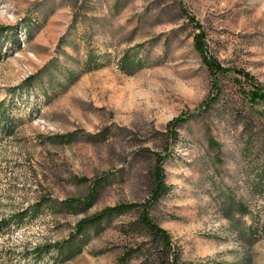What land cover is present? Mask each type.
I'll return each mask as SVG.
<instances>
[{
  "label": "rangeland",
  "instance_id": "obj_1",
  "mask_svg": "<svg viewBox=\"0 0 264 264\" xmlns=\"http://www.w3.org/2000/svg\"><path fill=\"white\" fill-rule=\"evenodd\" d=\"M189 18L230 70L216 82ZM1 27L15 28L20 48L7 38L0 55V214L41 198L51 205L15 223L0 246L58 242L106 207L146 202L154 156L165 153L169 190L149 213L182 264H264V100L249 104L233 71L264 92V0H0ZM89 52L96 67L84 72ZM125 52L142 61L132 73L119 67ZM69 71L82 74L68 85ZM182 116L192 117L170 140L167 123ZM97 178L94 204L68 212L63 201L85 198ZM130 218L90 231L74 258L45 264H113Z\"/></svg>",
  "mask_w": 264,
  "mask_h": 264
},
{
  "label": "trees",
  "instance_id": "obj_2",
  "mask_svg": "<svg viewBox=\"0 0 264 264\" xmlns=\"http://www.w3.org/2000/svg\"><path fill=\"white\" fill-rule=\"evenodd\" d=\"M193 26L192 46L195 53L199 56L203 66L210 74L213 82L217 81L219 74H226L229 69L223 68L214 60L209 52L206 42V34L202 26L193 18L188 20ZM25 31L28 27L23 28ZM7 38H11L17 47L20 48V42L14 27L0 28V55L2 44ZM141 45L137 46L140 49ZM142 61L138 60L137 55H130L125 52L119 58V67L126 73H132L134 67H139ZM95 59L89 52L84 65V72L95 68ZM246 84L249 85L246 101L249 104L258 103L264 100L263 90L253 81L250 74L233 70ZM44 73V72H43ZM56 73H59L58 71ZM82 72H63V77L68 80V85L78 80ZM39 73L28 76L21 83V87L26 90L34 88L39 80ZM216 99V98H215ZM214 99V100H215ZM205 102L209 106L215 101ZM192 116L179 117L172 119L167 123L168 137L170 140L178 136L177 129L186 123ZM8 129V116L4 108V102H0V132H6ZM11 135V132H8ZM58 137L56 139H61ZM166 154L154 156V164L148 179L149 196L143 203H120L114 206L106 207L101 211L80 219L74 225V229L67 236L58 242L44 243L40 245L27 246L21 250L13 247L0 246V264H45L49 259H60V262H66L81 253L84 246V239L92 230L105 226L113 218L130 215L129 221L123 222L120 226L123 244L116 253L113 264H182L181 254L177 246L171 239L169 233L156 224L150 216V207L152 203L159 201L168 193V187L165 182L162 164ZM79 182H86L82 178ZM101 178H97L90 186L89 194L85 198H72L63 201V207L68 212H78L90 208L98 197L101 187ZM47 198H41L36 204L29 206L21 212H11L8 215L0 214V238L12 231L15 223H19L28 218L31 213H36L40 208L51 205ZM237 210L244 213L245 210L239 205ZM56 257V258H54Z\"/></svg>",
  "mask_w": 264,
  "mask_h": 264
}]
</instances>
